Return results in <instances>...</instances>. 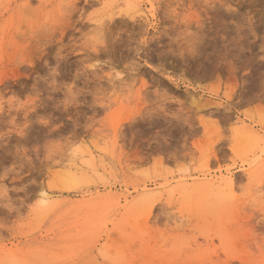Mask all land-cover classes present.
I'll list each match as a JSON object with an SVG mask.
<instances>
[{
    "label": "rangeland",
    "instance_id": "1",
    "mask_svg": "<svg viewBox=\"0 0 264 264\" xmlns=\"http://www.w3.org/2000/svg\"><path fill=\"white\" fill-rule=\"evenodd\" d=\"M0 264H264V0H0Z\"/></svg>",
    "mask_w": 264,
    "mask_h": 264
}]
</instances>
